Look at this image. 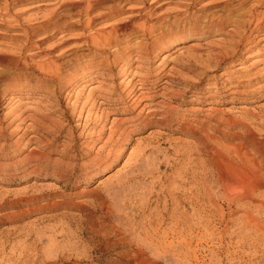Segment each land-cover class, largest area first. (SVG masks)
Masks as SVG:
<instances>
[{"label": "rangeland", "instance_id": "obj_1", "mask_svg": "<svg viewBox=\"0 0 264 264\" xmlns=\"http://www.w3.org/2000/svg\"><path fill=\"white\" fill-rule=\"evenodd\" d=\"M60 1L31 0L13 12L25 23L40 22ZM80 1L85 8L89 0ZM136 1L124 3L117 16L92 28L59 31L31 52L49 49L56 57L77 45L74 41L83 35L136 20L119 46L97 50L88 44L83 56L62 71V78L71 76L70 82L57 80L49 89L48 78L41 80L42 87L34 78L28 86L38 89L32 92L18 87L11 92L0 85L2 264L25 261L23 255L35 247L47 264H264L262 244L242 241L257 232L249 233L240 224L248 212L264 228V213L258 208L264 197L237 204L220 200L216 239L208 237L210 228L195 222L184 230L190 238L185 243L171 234L166 240L152 235L157 214L172 212L176 199L192 214L188 197L195 189L190 184L194 174L182 179L167 171L168 164L188 166L198 157L195 151L186 154V145L196 147L198 139L181 131L180 125H191L199 137L211 139L226 153L245 145L253 154V143L264 145V31L255 32L258 22L249 13L254 0L238 11L227 5L228 0H202L185 12L177 4L182 0ZM168 1L172 3L164 5ZM38 4L43 5L35 7ZM146 12L150 15L143 16ZM223 21L231 23L222 27ZM144 23L146 32L137 35V26ZM229 32L242 33L241 41L227 36ZM160 33L168 36L164 42L170 39V44H156ZM138 46L141 57L136 55ZM213 50L228 54L218 67L208 63ZM90 66L95 67L93 74L83 78ZM241 105L247 109L242 111ZM212 106L225 110L215 115L209 110ZM149 112L166 126L138 128L129 134L139 122L147 121ZM27 115L49 117L47 125L56 131H37L33 126L40 124L25 119ZM219 119L232 125L215 131ZM114 129L128 134L118 160L107 159L114 149L112 139L119 136L111 137ZM42 143L53 145L52 152L43 151L49 160H28L32 151L42 150ZM182 183L186 184L182 187ZM27 197L35 201L27 202ZM168 218L164 229L171 227ZM152 238L161 239V246Z\"/></svg>", "mask_w": 264, "mask_h": 264}, {"label": "bare ground", "instance_id": "obj_2", "mask_svg": "<svg viewBox=\"0 0 264 264\" xmlns=\"http://www.w3.org/2000/svg\"><path fill=\"white\" fill-rule=\"evenodd\" d=\"M27 1L31 0L0 1V85L5 84L7 86L6 90L8 91H11L12 87H18L22 90L28 89L27 91L31 92L32 89H38V86H28V84H30L34 78L38 79V84L41 87L43 86L40 85L42 84L41 80L43 78H48V88L52 87L57 80H61L63 84L70 82L71 76L62 78V71L66 68L71 67L72 64L80 58V55L83 56L82 50H86L85 48H88V44L91 43V46L95 47V49H106L113 46H119V43L121 42L125 31L128 32L127 28H133L135 26V23L133 22L136 20L132 19L126 23H123L122 25H116L118 27L114 25L110 29L97 31L94 35H83L74 41L77 45H74L66 52H62L56 57H53V51L49 49L31 53L33 51H36L37 49H41V46L48 40L52 39L54 35H57L59 31L86 30L92 28L98 22L114 18L115 16H117V14L123 11L122 5L129 1L132 2V0H89L87 1L85 8L83 7V1L76 0L75 2H73L70 0H61L59 3L55 4L56 8L54 7L53 10L43 16V19L40 22L35 21L33 23L31 22V20L25 23L21 21L17 15H15L13 9ZM43 1L46 0H39V2ZM197 1L201 2L202 0H182V3L177 4H179V6L181 5L184 8L181 9V11L185 12L190 10ZM136 2L143 3L144 0H137ZM248 2H250V0H228L227 5L234 11H238L241 10L242 7ZM171 3L172 1H168L164 3V5H168ZM42 5L43 4H38L35 7H40ZM116 5L120 7L119 10H116ZM263 9L264 0H254V5H252L249 9V13L252 19L258 22V27L256 28L255 32L264 31ZM259 10H263V12H261V15H258L256 13ZM156 13L157 12H155V14ZM149 15V12L143 14V16ZM192 21L193 20H190L186 23L190 24ZM229 23L231 22L223 21L221 26L224 27ZM168 26L170 28L173 27V23ZM235 26L242 27L241 24H237ZM137 29V35L140 34L139 32L144 34L146 32V23L137 26ZM152 29L154 28L151 27L148 30ZM232 30L234 29H231L230 31ZM227 36L231 38H237L239 39V42L242 39V33L240 32H229ZM167 37L168 36H165L164 33H160L156 44H159L161 42L166 45L170 44V39L167 42H164ZM138 50L139 53H137L136 55L138 57H141V47H139ZM210 56L214 58L209 59L208 63L211 66L218 67L219 64H221L219 63V60H225L228 54L223 50H213ZM100 62L101 63L98 64V67H102L104 64L103 61ZM192 62H195V60H192ZM197 62L199 61L196 60L195 63ZM194 67L196 66L193 65L191 70H193ZM49 68H55V70L51 71L50 73L46 72V69ZM104 68L108 70L110 69L108 66H104ZM94 69L95 67L93 66L86 68L82 73L84 75L83 78H86V76L88 78L90 74L92 75ZM34 72H37L38 75H36ZM78 81L79 79L76 78V80L72 83L75 85L78 83ZM96 88L98 87H94V89ZM141 89L142 87H140V90ZM11 92H14V90H12ZM45 92L50 93L49 90H46ZM248 93L249 91H242V95H247ZM13 94L14 93H12V95ZM9 99L14 100L13 96H10ZM240 109L242 111L246 110L247 106L241 105ZM209 110L213 114L217 115L223 113L225 108L212 106ZM89 111L90 110H88L87 112V116L89 115ZM148 114L149 118H147V121L139 122L132 130L129 131V134L138 131V128H146L149 126H166V121H163L162 119L155 120L153 117H151L153 115L152 113L149 112ZM164 116L167 117L168 115L166 114ZM25 119H31L36 123H39V127L33 126V128L37 131L43 130L45 134L56 131L52 126L47 125V122H51L52 120L47 116L38 118L34 115H27ZM224 125L231 126L232 122L219 119L217 121V124L213 128L215 131H218V128ZM179 127L181 131L198 139L196 147L186 145V148L188 149L186 151V154L190 156L192 151H195V154L198 157L196 160L194 159V157L193 159L195 161L193 160L191 161V163H188V166L186 163V165L182 167L168 164L167 171L174 172L178 177L182 179L186 178L191 172L194 174L190 184H193L195 189L190 190V196L188 197V202L190 204V208L192 209V214L191 216H189L188 209L186 208L184 203H181L179 202V199H176L174 210L172 212L168 213L167 211H165V213L161 212L157 214L159 218L156 223L157 229H155V233H153L152 235L155 237L157 236V238L159 236V238H161L162 240H166L171 234L172 236H177L180 243H185L188 242L190 238L188 237L186 232H184V230L190 229L192 223L195 222L196 225H206L208 228H210V234L208 237L210 239H216L217 235L215 226L218 221V210L221 206L219 204L220 200L228 204H237L242 201L254 202L257 197H264V194H262L264 190V145L259 146L256 145L257 143H253V154L250 153L249 149L245 145H240L235 148L234 151L226 153L219 150L217 146L212 143L211 139H208L204 136L199 137L198 131L196 132V130H193V127L191 125L183 124ZM118 133L119 132L114 129V131H112L111 133V137H113L114 134ZM127 137L128 134L126 133V131H122L121 133H119V136L116 139H112L111 142L114 143V149L110 154L107 155V159H110L111 157L115 159L117 156L121 155L119 151L121 150V148H123L125 144L124 141L127 139ZM42 146V150L32 151L27 159L32 160L31 162H47L49 160L48 155L44 154L43 151L52 152L53 145L49 143H42ZM143 152L144 150H141V153ZM60 154L67 155V153H65L64 151H61ZM115 160L118 159L116 158ZM164 175H166V173ZM85 176L87 177L88 173H86ZM162 178L166 177L162 176ZM160 180L163 179L160 178ZM177 182L178 181H175V184ZM185 184L186 183H182L181 186L183 187ZM34 201L35 198L27 199V202ZM53 203L51 205L55 207L58 206V204ZM258 208L261 209V211H263L264 213V202H262L258 206ZM167 218L171 223V227L169 229H164L163 227L167 221ZM240 224L242 225V227H245V229L249 233L252 230L257 232V234L254 236L247 235L243 238L242 241L251 239L253 241V245L262 244V246L264 247V228L261 227V222L259 220L253 218L248 212H246V215L241 220ZM195 236L196 237L193 238L198 239L197 235ZM157 238H152L151 241L160 247L162 243H160L159 241L161 239ZM38 249L39 248L35 247L33 251L31 250V254L23 255V257H26V259L25 261H21L19 264H47L45 262L46 260H42V256L40 255L41 251L39 252ZM50 250L51 247H49V251ZM0 251H3V249L1 248ZM27 251L29 252L30 250L28 249ZM47 256H50V254H46V257ZM20 258L21 257H19L18 259L20 260ZM11 260L12 258H10L9 261ZM0 264L2 263L0 262Z\"/></svg>", "mask_w": 264, "mask_h": 264}]
</instances>
